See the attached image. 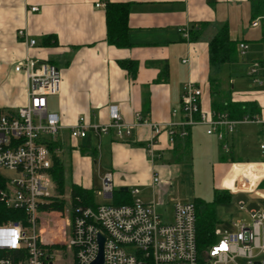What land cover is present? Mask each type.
Here are the masks:
<instances>
[{"label":"crops","instance_id":"0c3cea01","mask_svg":"<svg viewBox=\"0 0 264 264\" xmlns=\"http://www.w3.org/2000/svg\"><path fill=\"white\" fill-rule=\"evenodd\" d=\"M106 1L0 0V111L27 103L28 75L24 70L15 69L20 61L30 57L54 63L61 70L62 85L53 95L52 109L48 99V110L57 113L65 126L59 145L66 147V140L69 147L75 145L67 127L81 115L90 123H107L111 104L119 105L124 119L132 126L131 135L123 140L118 139L114 131L104 134L97 161L95 156L82 154L73 146V183L92 188V167L96 164L99 167V160L103 159L101 169L104 171L98 168L100 178L112 172L115 189L136 187L140 195L145 192L152 195L149 201L159 195L165 200L170 180L181 173V161L189 159L193 153L191 144L204 137L211 145L216 141L218 152L204 143L203 153L211 158L216 156L218 162L228 166L217 188L231 191L230 202L236 195L238 208L240 201L248 209L264 208L262 198L243 190L253 188L261 177L264 163L256 162L264 158H234L237 157L234 151L239 152L252 138L257 140V145L264 140V130L256 122L238 123L235 131L228 135L230 148L227 151L216 135L207 133L204 124L187 126V134L177 136L173 144L169 143L167 132L162 131L155 139L154 155L148 151L153 132L149 122L168 124L180 120L179 114L174 116L173 111L180 107L183 86L188 81L202 88L201 103L205 110L213 109L215 102L230 99L248 103L253 115L264 117L263 89L238 90L230 96H220L216 87L213 88L220 75L214 68L227 65L232 70V66L209 63V42L226 25L237 48L242 41L249 44L244 61H248L249 66L257 65V77L261 78L260 84L263 83L264 13L256 16V0H109L129 4L131 45L128 47H117L107 41ZM32 6L39 9L34 11ZM185 28L190 34L194 33L193 38L184 36ZM19 29L26 31L27 40L36 41L33 47L18 34ZM125 60L136 61L134 75L120 65L119 62ZM137 114L144 118L138 124ZM177 128L182 131L185 127L178 125ZM87 140L90 142L85 139L78 144ZM186 142L190 143L187 150L183 148ZM226 157H231V161ZM157 175L161 181L154 183ZM241 193L248 194L251 200L239 199Z\"/></svg>","mask_w":264,"mask_h":264},{"label":"built area","instance_id":"2783aa9c","mask_svg":"<svg viewBox=\"0 0 264 264\" xmlns=\"http://www.w3.org/2000/svg\"><path fill=\"white\" fill-rule=\"evenodd\" d=\"M100 6V3H97ZM32 10L39 8L32 6ZM18 34L26 38V31ZM184 36L190 39L188 28ZM29 47L34 39H25ZM249 44H238L240 56H245ZM15 69L26 71L29 78L27 103L0 111V176L5 185L0 189V200L8 207L25 212V221H9L0 225V264H92L100 251L99 235L104 237L102 264H264V208L248 209L243 201L239 210L248 219L232 221L234 229H214L215 241L202 247L197 238L196 207L193 202H177L172 207L159 195L152 201L140 196L139 188L130 189L133 201L127 204L97 203L84 205L80 197L59 194L53 179L52 144L59 143L65 126L61 117L48 110V99L57 94L62 85L60 68L54 63L27 57ZM259 68L252 67L249 75L256 82ZM262 82V81H261ZM203 90L188 81L183 86L180 107L173 111L180 120L168 124L149 122L152 137L148 151L153 156L155 139L162 132L173 144L177 136L187 134L186 127L195 124L207 126L222 148H230L228 135L240 122H256L264 130V117L246 114L234 119L226 111L205 110L201 98ZM107 123H90L85 115L67 127L71 141L93 138L100 149L102 136L114 131L118 139L132 133V126L124 119L119 105L108 107ZM136 115V124L143 121ZM185 128L179 131L177 126ZM264 156V140L259 145ZM256 163H264V160ZM3 170L11 175H4ZM251 189L264 200V170ZM160 176L153 178L154 183ZM115 190L112 172L101 176L99 194L112 198ZM242 190V189H240ZM95 192V191H94ZM235 193V192H233ZM64 200L63 210L46 205ZM163 208V212L161 209ZM64 247L65 252L59 247Z\"/></svg>","mask_w":264,"mask_h":264},{"label":"rangeland","instance_id":"374dc122","mask_svg":"<svg viewBox=\"0 0 264 264\" xmlns=\"http://www.w3.org/2000/svg\"><path fill=\"white\" fill-rule=\"evenodd\" d=\"M247 55L239 57V60L230 64L232 66V70H229V66H222L214 68V72L219 73L220 75L214 81V87L220 92V96H230L231 92L238 91V90H253L254 88H261L264 90V80L263 83L260 84L253 81V78L249 76V71L252 67L257 65L251 64L248 65ZM249 67V70L246 69ZM221 69V70H220ZM248 71V72H247ZM247 72V73H246ZM217 82V83H216ZM234 84V85H233ZM233 85V87H232ZM53 96L49 98L50 100V108L53 104ZM52 109V108H51ZM209 137V136H206ZM200 139V138H199ZM66 147H62V145L53 144L52 149H57L53 154V166L57 164H61L64 167L65 172V189L61 192L57 185V191L59 194H66L72 196V190L74 185H78L73 183V176H74V169L72 167V156L71 153L73 152V146L69 147L68 140ZM84 143H88L87 141H82ZM211 145L208 143L206 138L200 139L197 143H192L191 147L193 149V153L190 154L189 159L181 161V173L176 176L175 179L170 180L169 190L165 193V202L169 203V206L172 207L177 202H192V201H201L210 203L213 202L216 196V189H218V184L220 183L222 176L225 174L227 170V163L222 164L218 162V158L215 156L211 158L210 155L207 156L206 153H203V145ZM216 141L211 145L213 146V150H217L218 152V144H215ZM94 143H91L93 145ZM258 146V147H257ZM80 150V146L76 147ZM220 151V150H219ZM81 152V151H80ZM82 153V152H81ZM221 153V152H220ZM83 154V153H82ZM234 154L237 157L234 158H242V159H263L260 150L259 144L257 145V140H249V142L245 143L241 149L238 151H234ZM91 156V155H90ZM99 156H96L95 160H98ZM228 162H230L231 157H226ZM233 158V157H232ZM80 162V159H78ZM218 162V163H217ZM104 166L103 159L99 160V167L98 165H93L92 172H91V179H92V189L95 191L94 199L98 203L101 202H110L112 204L119 202L120 198L115 197L112 198H105L103 194H99V190L101 189V178L99 169ZM2 173L4 175H11L9 171L3 170ZM75 177V176H74ZM83 187V186H82ZM231 192V191H230ZM142 194V193H141ZM128 195V194H127ZM129 196V195H128ZM143 200L149 201L151 200V194L145 192L140 195ZM234 199L232 202L229 203H218L216 204V214L217 217L220 219L216 225L217 229H221L222 231L228 229L233 230V222L234 220L244 218H248L247 213L239 212V208L237 205V201ZM239 199H244L246 201H250L251 198L248 194L241 193L238 196ZM259 204H261L259 202ZM264 206V203L261 204ZM163 212V208L161 209ZM243 216V217H242ZM264 232V230H263ZM60 250L65 252L64 247H59ZM241 264H244L243 261H240Z\"/></svg>","mask_w":264,"mask_h":264},{"label":"trees","instance_id":"16d2710c","mask_svg":"<svg viewBox=\"0 0 264 264\" xmlns=\"http://www.w3.org/2000/svg\"><path fill=\"white\" fill-rule=\"evenodd\" d=\"M254 11L256 16L258 14L264 13V0L254 1ZM129 13L130 8L129 4L126 2L118 1H106L105 4V19L107 27V41L109 44L117 47H128L131 45L128 38L129 30ZM191 33V38H193ZM240 54L238 52L237 43L230 37L229 29L226 25L222 26L219 31L214 35V37L209 42V63L212 66H222L225 64H231L236 62L239 59ZM120 65L127 69L132 75L135 74L137 70L136 61L125 60L120 61ZM166 73L164 68L163 74ZM213 109L219 111H226L234 119H241L246 114L253 115L252 111L248 109V103H239L231 101L230 99L225 102L213 104ZM91 143H80V151L83 154H89L96 159L98 149ZM56 144V143H55ZM190 143H185L183 148L188 149ZM53 146V144H52ZM183 149V150H184ZM97 161V160H96ZM58 163V162H57ZM54 165L52 168L53 179L58 185V188L61 192L65 189V172L64 167L61 164ZM5 180L0 176V189L4 187ZM73 198L80 197L81 202L84 205L93 206L97 205V202L94 199V190L92 188L82 187L80 185H74L72 190ZM129 196H128V195ZM115 197L120 198L119 202L114 204H127L133 201V196L130 189L121 190L115 189L113 193V199ZM232 194L227 189H216V196L213 202L206 203L201 201H192L196 207V216H197V238L199 244L202 247H205L208 244H211L215 241L213 235L214 229L220 220L216 214V204L218 203H229L231 201ZM76 202V198L74 199ZM65 206L64 200L54 201L48 205L47 208L54 210H63ZM26 214L24 211L19 209H14L8 207L3 201L0 200V225L8 223L9 221L18 222L20 220L25 221ZM2 255V253L0 254Z\"/></svg>","mask_w":264,"mask_h":264},{"label":"water","instance_id":"95a60500","mask_svg":"<svg viewBox=\"0 0 264 264\" xmlns=\"http://www.w3.org/2000/svg\"><path fill=\"white\" fill-rule=\"evenodd\" d=\"M121 190H128V187H122ZM99 243H100V251L96 258V260L92 264H102L104 260V253H103V243H104V237L99 235Z\"/></svg>","mask_w":264,"mask_h":264}]
</instances>
